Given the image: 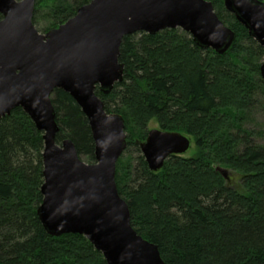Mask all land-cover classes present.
<instances>
[{
    "label": "trees",
    "instance_id": "1",
    "mask_svg": "<svg viewBox=\"0 0 264 264\" xmlns=\"http://www.w3.org/2000/svg\"><path fill=\"white\" fill-rule=\"evenodd\" d=\"M90 1L36 0L33 22L46 7L50 29L56 28ZM209 1L236 34L226 53L199 47L181 28L129 34L120 46L123 80L109 94L96 93L108 113L123 116L127 147L138 151L120 157L116 182L133 227L158 246L164 263L264 264V142L247 127L264 97V47L224 0ZM52 102L56 142L70 138L81 157L95 162L80 106L63 89ZM152 119L188 135L196 152L172 155L151 171L138 142ZM43 150L42 132L21 107L0 119V264H107L84 235L52 236L40 222ZM217 167L229 169L230 180Z\"/></svg>",
    "mask_w": 264,
    "mask_h": 264
},
{
    "label": "water",
    "instance_id": "2",
    "mask_svg": "<svg viewBox=\"0 0 264 264\" xmlns=\"http://www.w3.org/2000/svg\"><path fill=\"white\" fill-rule=\"evenodd\" d=\"M35 2L0 0V119L21 107L44 133L38 218L49 235H84L107 264H165L158 246L133 227L128 202L119 193L116 169L127 147L125 121L106 111L96 89L109 94L123 80L119 55L126 35L181 28L199 47L224 54L236 34L209 0H91L42 34L33 22ZM224 6L264 47V1L224 0ZM260 72L264 79V61ZM56 89L68 92L87 117L95 162H85L70 138L56 142ZM138 144L157 172L170 156L185 154L192 139L154 128ZM217 170L230 180L229 169Z\"/></svg>",
    "mask_w": 264,
    "mask_h": 264
},
{
    "label": "rangeland",
    "instance_id": "3",
    "mask_svg": "<svg viewBox=\"0 0 264 264\" xmlns=\"http://www.w3.org/2000/svg\"><path fill=\"white\" fill-rule=\"evenodd\" d=\"M71 1H73V0H71ZM46 13H47L46 7H44L42 9L40 14L35 13V23H34V25L39 30V32L42 33V34L46 33L51 28L50 27V21L51 20H50L49 17H47ZM36 19H37V21H36ZM260 99H261V101L258 102V105L256 104L257 107H256V109H255V111L253 113V117H252L253 119L247 124V127L251 128V129H253L255 131L256 140L258 142L262 143V142H264V134L260 135V133L262 134V132L264 131V97H260ZM154 128H161V126L159 125V123L155 119H152L149 122V124H148V130H151V129H154ZM42 134H44V133L42 132ZM137 152L138 151H137L135 146L129 145L127 147V149L125 150V152L122 154V160H125L129 155H131L132 157H136L137 156ZM195 152H196L195 142L192 141V145H191L190 149L185 154H183L182 156L190 157ZM81 158L85 162H89L88 157L82 156ZM232 181L235 183V185L240 182L237 179V177H233Z\"/></svg>",
    "mask_w": 264,
    "mask_h": 264
}]
</instances>
